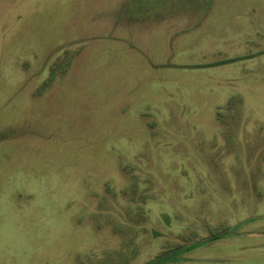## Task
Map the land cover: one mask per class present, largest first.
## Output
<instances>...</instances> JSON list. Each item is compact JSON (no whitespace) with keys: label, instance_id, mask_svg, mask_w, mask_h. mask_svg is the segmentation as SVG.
Wrapping results in <instances>:
<instances>
[{"label":"rangeland","instance_id":"rangeland-1","mask_svg":"<svg viewBox=\"0 0 264 264\" xmlns=\"http://www.w3.org/2000/svg\"><path fill=\"white\" fill-rule=\"evenodd\" d=\"M0 264H264V0H0Z\"/></svg>","mask_w":264,"mask_h":264}]
</instances>
